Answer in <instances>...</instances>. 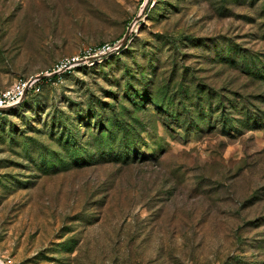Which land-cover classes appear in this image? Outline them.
Wrapping results in <instances>:
<instances>
[{
  "label": "rangeland",
  "instance_id": "374dc122",
  "mask_svg": "<svg viewBox=\"0 0 264 264\" xmlns=\"http://www.w3.org/2000/svg\"><path fill=\"white\" fill-rule=\"evenodd\" d=\"M146 4L0 0L4 264H264V0Z\"/></svg>",
  "mask_w": 264,
  "mask_h": 264
},
{
  "label": "built area",
  "instance_id": "2783aa9c",
  "mask_svg": "<svg viewBox=\"0 0 264 264\" xmlns=\"http://www.w3.org/2000/svg\"><path fill=\"white\" fill-rule=\"evenodd\" d=\"M71 62L60 64L57 66L56 71H64L69 68ZM26 90L37 89V81L35 79L20 80L15 82L12 86L0 90V109H7L18 105L26 96ZM28 95V94H27Z\"/></svg>",
  "mask_w": 264,
  "mask_h": 264
},
{
  "label": "water",
  "instance_id": "95a60500",
  "mask_svg": "<svg viewBox=\"0 0 264 264\" xmlns=\"http://www.w3.org/2000/svg\"><path fill=\"white\" fill-rule=\"evenodd\" d=\"M149 2H150V0H147V4H146V5H148ZM130 31H131V30L129 29L128 32H127V34H126V37L129 35ZM44 77H45V76H39V78H44ZM35 80L38 82L39 79L37 78V79H35ZM27 94H28V90H26V96H27ZM26 96L24 97V99L26 98ZM24 99H23V100H24ZM23 100H22V101H23ZM22 101H21V102H22ZM21 102H20V103H21ZM20 103H19V104H20ZM19 104H18V105H19ZM18 105H15V106L10 107V108H7V109H0V112H4V111H7V110H10V109H12V108H15V107L18 106ZM0 264H4V263L0 261Z\"/></svg>",
  "mask_w": 264,
  "mask_h": 264
},
{
  "label": "trees",
  "instance_id": "16d2710c",
  "mask_svg": "<svg viewBox=\"0 0 264 264\" xmlns=\"http://www.w3.org/2000/svg\"><path fill=\"white\" fill-rule=\"evenodd\" d=\"M58 77V76H57ZM0 114H2L1 112H0Z\"/></svg>",
  "mask_w": 264,
  "mask_h": 264
}]
</instances>
